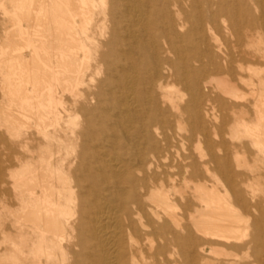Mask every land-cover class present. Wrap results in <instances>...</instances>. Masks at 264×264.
<instances>
[{
    "label": "bare ground",
    "instance_id": "6f19581e",
    "mask_svg": "<svg viewBox=\"0 0 264 264\" xmlns=\"http://www.w3.org/2000/svg\"><path fill=\"white\" fill-rule=\"evenodd\" d=\"M0 13V264H264V0Z\"/></svg>",
    "mask_w": 264,
    "mask_h": 264
},
{
    "label": "rangeland",
    "instance_id": "374dc122",
    "mask_svg": "<svg viewBox=\"0 0 264 264\" xmlns=\"http://www.w3.org/2000/svg\"><path fill=\"white\" fill-rule=\"evenodd\" d=\"M3 16H2V14L0 13V36H1V34H2V31H3V24H2V21H3ZM2 97H1V95H0V102H2ZM7 152V150H4L3 149V147H2V145H0V155L3 153V152ZM0 242H1V238H0Z\"/></svg>",
    "mask_w": 264,
    "mask_h": 264
}]
</instances>
